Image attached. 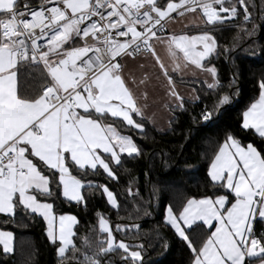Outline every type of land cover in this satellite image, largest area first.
<instances>
[{
  "label": "snow or ice",
  "instance_id": "obj_1",
  "mask_svg": "<svg viewBox=\"0 0 264 264\" xmlns=\"http://www.w3.org/2000/svg\"><path fill=\"white\" fill-rule=\"evenodd\" d=\"M257 11L264 18V0H0L4 224L42 218L57 264H145L151 245L141 240L140 223L113 224L97 211L87 234L78 235V217L58 211L57 201L87 208L85 193L99 192L119 220H132L119 216L127 199L109 183L87 179L104 175L119 183L122 169L131 177L126 197L137 215L141 208L150 215L160 203L163 225L188 250L186 264H264V71L253 75L258 95L239 122L252 139L229 129L222 139L205 138L211 155L203 154L209 163L199 195L160 182L144 202L132 169L124 167L146 155L125 132L145 139L149 124L174 132L187 115V143L194 129L223 116L241 90L235 52L264 56ZM226 29L234 30L231 46L218 36ZM222 56L232 61L226 83L214 62ZM189 75L201 88L184 94L177 77L183 83ZM159 111L167 114L166 126L157 124ZM177 197L178 207L171 202ZM155 234L167 249L159 228ZM13 235L0 230L4 256L15 252ZM33 255L23 264H33Z\"/></svg>",
  "mask_w": 264,
  "mask_h": 264
},
{
  "label": "trees",
  "instance_id": "obj_2",
  "mask_svg": "<svg viewBox=\"0 0 264 264\" xmlns=\"http://www.w3.org/2000/svg\"><path fill=\"white\" fill-rule=\"evenodd\" d=\"M36 1V0H35ZM261 27L258 31V39L261 45H264V18H261L258 11L254 13ZM195 29H193V32ZM234 30L226 29L222 33H218L221 44L231 46ZM235 67L240 72V93L237 99H234L227 111L224 112L215 123L207 127H200L198 131L195 129L192 132L190 140L185 143L184 135L189 128V117L183 115L179 117V122L176 125L174 132L158 133L150 125L147 126L148 137L145 139L140 138L135 132L127 131L125 134L133 135V139L143 146L146 155L137 161L126 162L124 167L132 169V177L136 178V184L133 185L135 190L139 187L141 196L144 202L150 199V190L152 184L160 182L173 183L180 192L186 196H197L204 191V185L207 182L206 172L208 167V160L204 157L207 152L211 155L210 144L205 139L211 137L213 141L219 138L222 139V132L225 129L232 130L241 137L244 141H250L251 136L245 135L239 129V122L241 113L245 107L252 102L258 95V90L253 80V75L259 76L261 71H264V56L259 54L253 56L251 53L243 54L237 50L235 52ZM220 72L222 80L226 83L229 74V60L228 63L224 62L223 56L214 61ZM177 82L201 88V84L196 81H185L182 83L177 79ZM209 105L211 98H207ZM181 145H184L181 149ZM153 153L156 155L153 156ZM163 154H167L168 168L161 167V161L165 159ZM191 166L194 171H189ZM150 172V175H145V172ZM89 180L98 181L100 183H109L112 190L117 192L119 198L123 201L127 199L126 206H122L119 216L127 218L129 214L132 220L124 219L119 220L116 210H109L110 206L106 204V199L100 195L99 192L85 193L88 198L87 208L78 207L75 203H60L58 204V211L63 213L74 214L79 219V233L78 235L87 234L89 225L95 223V213L97 211L108 216L113 222L132 223L137 222L141 224L140 237L143 242L151 245L147 249L145 264H186L188 258V250L173 236L172 232L163 225L162 205L160 203H153L150 210L151 214L145 216L143 208L140 214L137 215L133 207L131 198L126 197V189L128 181L131 177L124 174L121 169L119 176V183L115 181H108L106 176L98 175L87 177ZM151 182V183H150ZM170 199V194H164V204H167ZM179 197L172 199L175 206H179ZM140 204V200L135 201ZM146 206V204H145ZM45 224L42 218H35L32 220L21 221L17 217L16 223L4 224L0 219V230H8L13 232L14 236V254L4 256L0 248V264H23L27 259L29 252H33V264H57L55 251L47 241L44 232ZM159 228L160 234L163 235L169 242L167 249L158 245V240L155 234L156 229ZM259 230V225H257ZM138 240L137 242H141ZM79 243V240L76 241ZM67 264V262H66Z\"/></svg>",
  "mask_w": 264,
  "mask_h": 264
},
{
  "label": "crops",
  "instance_id": "obj_3",
  "mask_svg": "<svg viewBox=\"0 0 264 264\" xmlns=\"http://www.w3.org/2000/svg\"><path fill=\"white\" fill-rule=\"evenodd\" d=\"M33 2L35 3L36 1L33 0ZM172 27H173L177 32H179V31L181 30V25H179V24L172 25ZM192 34H194V33H192ZM160 54H161L162 57H164L165 59H167L166 54H165V52H164L163 50H160ZM177 79L180 80L179 77H177ZM184 80H185V81H194V79H193L190 75H189V76H185V77H184ZM177 87H178V88L180 89V91H181L182 93H184V94H189V93H191V91H192V87L187 86V85H184V84H181V83H179V82H177ZM166 116H167V114H166L165 112H163V111H159V112H157V115H156V117H155V119H156V121H157V124H158V125H161V126H166ZM149 125H150V126L156 131V132H158V133H161V134L166 133V132H159V131L156 130V128H155L153 125H151V124H149ZM105 199H106V198H105ZM13 247H14V236H13ZM0 248H1V250H2L3 246L0 245Z\"/></svg>",
  "mask_w": 264,
  "mask_h": 264
}]
</instances>
